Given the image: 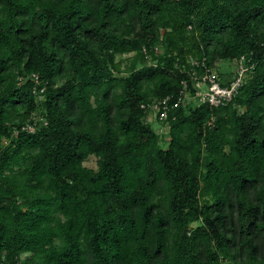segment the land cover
I'll return each mask as SVG.
<instances>
[{"label":"trees","instance_id":"16d2710c","mask_svg":"<svg viewBox=\"0 0 264 264\" xmlns=\"http://www.w3.org/2000/svg\"><path fill=\"white\" fill-rule=\"evenodd\" d=\"M0 264H264V0H0Z\"/></svg>","mask_w":264,"mask_h":264},{"label":"built area","instance_id":"2783aa9c","mask_svg":"<svg viewBox=\"0 0 264 264\" xmlns=\"http://www.w3.org/2000/svg\"><path fill=\"white\" fill-rule=\"evenodd\" d=\"M198 66L197 64H195ZM237 70L234 78L225 85H222L217 74L212 70L203 66V73H192L194 92L191 94L188 92V88L184 84V89L180 92L179 96L175 100H171L169 97H164L159 100L153 101L149 108L159 121H165L168 116V112L171 109L178 108L181 104L186 103V98L192 100L194 105L206 104L213 108L224 106L231 102L238 92V89L242 85V79L247 71L244 63V58L241 57L237 61ZM27 129L32 131V127L28 126Z\"/></svg>","mask_w":264,"mask_h":264},{"label":"rangeland","instance_id":"374dc122","mask_svg":"<svg viewBox=\"0 0 264 264\" xmlns=\"http://www.w3.org/2000/svg\"><path fill=\"white\" fill-rule=\"evenodd\" d=\"M130 55H123L118 56L117 61H121V69L123 70L125 68V65L128 61V58ZM236 61H229V60H218L215 62V67L213 71L219 75L220 80L222 82H227L229 80H232L235 75V71L237 70L238 65L236 64ZM186 103H192V100L189 98H186ZM185 103V104H186ZM148 122L152 125V127L157 130L160 134L165 132V124L163 122H160L156 119L155 114L152 112L148 116ZM84 166L92 169H96V158L94 156H90L85 162ZM25 258V255L22 256V259Z\"/></svg>","mask_w":264,"mask_h":264}]
</instances>
